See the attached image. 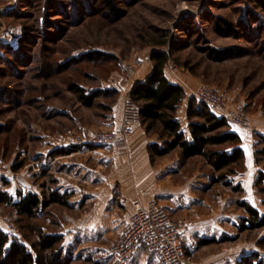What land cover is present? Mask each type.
Listing matches in <instances>:
<instances>
[{
  "label": "rangeland",
  "instance_id": "374dc122",
  "mask_svg": "<svg viewBox=\"0 0 264 264\" xmlns=\"http://www.w3.org/2000/svg\"><path fill=\"white\" fill-rule=\"evenodd\" d=\"M217 20L231 23L234 33L215 31L213 23ZM186 25L191 27L192 36L177 29ZM22 33L27 39L18 55L6 59L0 49V125L5 127L0 135V166L11 173L0 178V187L13 186L31 165L35 183L41 182L42 192L47 194L54 184L53 175L39 172L31 163L40 142L53 137L71 139L72 143L76 138L86 141L94 133L119 129L120 125L112 128L111 120L117 89L123 93L136 78L145 76L152 67L151 53L168 51L158 44L172 35L181 46H187L170 53L165 69L192 87H208L221 94L224 101L219 110L223 113L243 107L246 128L249 117L264 121V13L254 9L249 0H121L114 14L99 8L95 0H0V46L16 47ZM205 45L225 51V57L211 59L199 51ZM95 52L105 58L72 62ZM73 85L82 88L84 94L98 90L118 94L99 97L87 106L73 92ZM149 136L157 134L150 132ZM83 147L100 150L93 156L78 154V160L104 172L109 168L102 155L112 160L127 153L121 154L114 147L70 148ZM19 163L24 166L13 172L11 166ZM186 169L211 172L202 158L190 160ZM88 210L84 202L76 209L52 204L37 219L17 222L10 209L0 206V222L3 227L5 222L14 226L22 237L20 242L25 236L33 241L36 236L27 235L20 226L39 224L43 232L56 233L62 225L80 222ZM62 236L63 255L70 258L69 264H111L109 249L117 235L110 242L108 236L99 233L76 258L75 248L86 245L76 240L66 243L67 235ZM237 238V243H255L264 264V247L256 244L264 238V228L239 233ZM219 249L216 245L199 249L189 257V263H197Z\"/></svg>",
  "mask_w": 264,
  "mask_h": 264
},
{
  "label": "crops",
  "instance_id": "0c3cea01",
  "mask_svg": "<svg viewBox=\"0 0 264 264\" xmlns=\"http://www.w3.org/2000/svg\"><path fill=\"white\" fill-rule=\"evenodd\" d=\"M151 70L152 67L145 76L136 78L123 93L117 89L118 98L111 108L113 129H117L120 125L126 96L136 84L145 80ZM164 73L169 83L180 86L185 93V99L177 108L175 119L186 139L190 140L189 121L186 117L187 102L193 97L199 85L192 87L168 69H165ZM211 113L217 118H222L224 114L221 110ZM230 131L240 138L239 147L244 154L243 170L228 177L232 186L241 188L240 194L231 192L221 184H211V176L216 174L205 162V166L211 170L210 173L203 170L187 171L189 161L201 157H192L182 162L179 148L163 157H158L156 161H151L148 146L161 145L162 142L155 136L150 137L141 123L133 126L132 135L126 143V155L118 154L113 156L112 160L109 155H102L107 159L103 160V163L108 164V172L94 170L78 160V154L93 156V153H97L100 149L85 147L80 150L73 149L70 148L71 139L62 141L58 137L44 138V142H40V148L34 152L31 163L37 165L39 172L53 175L54 184L51 190H56L60 194H71L68 200L71 208H78L81 202H84L85 207H89L84 219L70 223L68 227L62 225L63 229L56 234L67 235L64 237L66 243L76 240L86 245L75 248L73 254L76 258L79 256V251L87 249V243L96 241L99 233L104 237L108 236L111 242L132 214L134 203L147 204L156 200L169 211L175 221L182 225L180 238L189 257L207 246H220L218 253L193 264H237L242 257L255 252L261 257L262 252L257 250V246L255 247L252 241L237 243L239 225L247 215L235 206V202L244 201L261 215L264 214L263 194H260L255 187L258 173L263 171L264 165L257 164L254 156L258 138L264 140V121L259 117H249L247 128L231 125ZM262 146L264 145L258 147ZM61 149L68 151V154H55ZM33 170V166L28 165L21 176L17 177L13 186L9 188L1 186L0 191L6 192L14 201L17 200L19 192L23 196L34 194L41 199L42 183H35ZM40 179L42 176L39 177ZM222 188L225 189L224 192ZM0 231H5L1 222ZM247 232L250 231L241 233ZM222 238L235 240L207 246L198 245L201 240L218 242ZM131 264H158V262L145 251L140 250Z\"/></svg>",
  "mask_w": 264,
  "mask_h": 264
},
{
  "label": "trees",
  "instance_id": "16d2710c",
  "mask_svg": "<svg viewBox=\"0 0 264 264\" xmlns=\"http://www.w3.org/2000/svg\"><path fill=\"white\" fill-rule=\"evenodd\" d=\"M99 8L108 13H115L121 0H95ZM254 9L264 13V0H249ZM215 31L219 33H234V26L224 20H217L213 23ZM189 25L184 28H177L185 31L186 36H192ZM167 38L168 36H164ZM26 34L22 33L18 39L16 47L10 45H1L0 49L4 52L6 59L11 55L19 53L21 46L26 44ZM160 47H166L168 51L152 52L149 60L152 63L151 73L141 83L136 84L129 92L130 99L137 104L139 108L140 123L147 134L156 133L161 145L151 144L148 146V153L151 161L154 158L163 157L176 148L180 149L181 160L192 157H201L208 165L215 176H211V184H221L233 193H241L239 186H232L228 181L230 175L240 172L244 168V154L240 145V138L230 131V126L222 118H217L203 104L197 102L193 97L188 99L186 117L189 121V136L187 140L180 125L175 119L177 108L185 99L183 89L178 85L169 83L165 77V66L170 59V53L181 47H186L187 43L182 44L173 35L167 42L158 44ZM206 56L214 60H220L225 57V51L217 50L208 45L199 48ZM18 55V54H17ZM105 55L99 52L85 54L79 58L73 59V63L81 61L103 59ZM48 64L45 65V67ZM45 67L43 70H45ZM73 92L78 99L87 106H92L99 97H113L118 93L116 91L98 90L92 93L84 94L82 88L73 85ZM196 119L197 121H193ZM5 131V127L0 125V135ZM264 145V140L258 138L255 145V162L261 164L264 161V148L258 146ZM58 155H67L68 151L58 150ZM24 164H14L11 166L13 172L19 171ZM54 183V180L52 181ZM264 169L258 173L255 181V187L260 194H264ZM71 194H60L56 190H50L47 194L42 192L41 199L34 194L22 195L17 193V200L14 201L6 192L0 191V206L8 208L18 218V221H33L42 215V212L50 205H59L70 208L69 198ZM264 204V198H263ZM235 206L242 209L247 215L239 225L238 231H254L264 228V214L252 209L244 201L236 200ZM20 229L36 236L31 241L25 236L24 242L11 237L6 231H0V264H69L70 258L63 255V236L55 232H43L41 225L26 224L20 226ZM24 237V236H23ZM22 238V237H21ZM234 238H222L216 240H201L199 246H207L215 243L234 241ZM258 246L264 247V238L257 242ZM237 264H263L258 253H251L242 257Z\"/></svg>",
  "mask_w": 264,
  "mask_h": 264
},
{
  "label": "built area",
  "instance_id": "2783aa9c",
  "mask_svg": "<svg viewBox=\"0 0 264 264\" xmlns=\"http://www.w3.org/2000/svg\"><path fill=\"white\" fill-rule=\"evenodd\" d=\"M193 98L210 111H218L224 101L221 94L208 87L196 90ZM222 119L229 126H246L243 107L237 108L236 112L224 113ZM139 122V108L128 95L124 102L119 129L94 133L86 141L76 138L71 147H114L119 153L125 154L133 125ZM9 174V171L0 166V178ZM4 227L11 237L21 240V235L14 226L5 222ZM182 228L158 201L152 200L147 204L134 203L132 214L120 228L109 249L111 264H131L140 250L153 257L158 264H190L180 238Z\"/></svg>",
  "mask_w": 264,
  "mask_h": 264
}]
</instances>
